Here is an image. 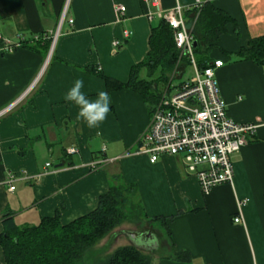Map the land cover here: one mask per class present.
Segmentation results:
<instances>
[{
	"label": "crops",
	"instance_id": "1",
	"mask_svg": "<svg viewBox=\"0 0 264 264\" xmlns=\"http://www.w3.org/2000/svg\"><path fill=\"white\" fill-rule=\"evenodd\" d=\"M198 1L195 11L211 2L236 22L237 29L227 25L209 58L223 61L214 79L227 115L255 127L231 158L232 185H218L207 195L177 157L163 155L152 164L138 153L150 118L142 96L129 89L108 91L86 71L91 67L128 81L149 51L150 6L141 0H68L66 21L51 46L66 0H0V110L30 88L0 118V234L6 214L18 226L37 225L56 213L60 223H69L93 211L119 176L135 186L151 226L147 231L158 238L157 249L144 252L151 264H264V64L234 56L250 39L264 38V0H160V6L191 7ZM118 5L125 7L121 17ZM187 27L192 31V23ZM35 36L42 38L32 41ZM145 75L141 70L140 77ZM76 80L90 101L99 91L109 94V112L95 127L65 99ZM70 148L77 152L68 154ZM8 173L25 177L13 183V191L5 183ZM236 201H246L240 223L233 222ZM153 218L164 219L168 236ZM121 235L115 231L100 241L107 240L106 253L120 247L115 245Z\"/></svg>",
	"mask_w": 264,
	"mask_h": 264
},
{
	"label": "trees",
	"instance_id": "2",
	"mask_svg": "<svg viewBox=\"0 0 264 264\" xmlns=\"http://www.w3.org/2000/svg\"><path fill=\"white\" fill-rule=\"evenodd\" d=\"M197 13V15H196ZM188 25L192 23V36L196 46L193 55L197 67L207 66L212 59L209 52L214 48L227 25L236 27V22L224 11L207 2L195 11L184 12ZM148 40L149 51L143 61L132 67L126 83L108 78L101 71L91 67L86 71L102 79L108 91L129 89L142 96L149 112L158 102L162 90L170 76L176 72L180 63L182 70L189 66L187 57L180 56L173 42L172 29L162 19H153ZM237 34V30H236ZM1 46V41H0ZM239 60H248L264 64V38L257 37L248 41L234 54ZM146 72L140 77V71ZM133 184L124 183L120 177H114L107 192L100 195L97 207L73 221L60 223L58 213L52 217H42L37 225L18 226L10 214L3 217V232L0 234V247L5 264H151V256L132 245L116 248L101 256L94 248L122 222L131 219L130 213L137 211L139 220L145 221L146 215L141 204L135 198ZM129 209V214L125 212ZM161 226L168 236V228L162 218ZM105 249V248H104ZM105 251V250H104Z\"/></svg>",
	"mask_w": 264,
	"mask_h": 264
},
{
	"label": "built area",
	"instance_id": "3",
	"mask_svg": "<svg viewBox=\"0 0 264 264\" xmlns=\"http://www.w3.org/2000/svg\"><path fill=\"white\" fill-rule=\"evenodd\" d=\"M150 6L146 17L162 19L173 32V42L180 56L187 57L192 75L184 76V70L174 72L169 78L168 91L162 94L152 108L149 123L143 132L138 153L148 157L150 163H155L163 155L177 157L188 174L193 175L202 194L207 195L221 184L232 185L233 164L232 156L248 143L247 137L254 133L255 127L236 123L226 113V109L216 88L214 73L223 65V61L214 60L207 66L199 68L196 65L191 30L188 29L184 12L198 9L200 2L194 6L183 7L176 4L172 8L163 9L160 0H141ZM67 2L57 21L56 29L51 35V46L59 35L64 21H66ZM116 12L121 17L125 7L118 5ZM71 24L72 20H68ZM124 37L129 32L124 31ZM35 36L32 41H39ZM120 45L118 40L112 42L114 50ZM12 46H6L10 51ZM175 79L177 83H172ZM30 88L8 107L0 110V118L12 110L21 99L28 94ZM77 150L70 148L68 154ZM49 167L47 163L45 165ZM25 177H16L8 173L5 183L9 191L14 190L13 183ZM246 201H236V216L234 223H240L241 209Z\"/></svg>",
	"mask_w": 264,
	"mask_h": 264
},
{
	"label": "clouds",
	"instance_id": "4",
	"mask_svg": "<svg viewBox=\"0 0 264 264\" xmlns=\"http://www.w3.org/2000/svg\"><path fill=\"white\" fill-rule=\"evenodd\" d=\"M82 84L81 80H76L68 90L65 99L79 106V117L89 128H92L102 122L108 114L110 97L106 91H99L96 99L90 101L80 91Z\"/></svg>",
	"mask_w": 264,
	"mask_h": 264
},
{
	"label": "rangeland",
	"instance_id": "5",
	"mask_svg": "<svg viewBox=\"0 0 264 264\" xmlns=\"http://www.w3.org/2000/svg\"><path fill=\"white\" fill-rule=\"evenodd\" d=\"M154 22H156V21L154 20L153 23ZM176 70H177L176 71L177 73L180 72V71H182V67H181V64L180 63L177 65V69ZM191 75H192L191 67L190 66H187L186 69H185V71H184V76L185 77H189ZM172 77H173V74H172ZM172 83H177V81L175 79H172ZM168 84H169V81L164 86L163 85H160L159 88L161 90H163V91L164 90L168 91V89H169L168 88ZM161 94H162V92H161ZM125 212L127 214H129V209L127 208L125 210ZM129 215H131V219L128 220V221L122 222L120 224V226H118L117 228H115L112 232L119 231V230H121L123 232L147 231L149 228H151L150 224H148L146 221H142V220L140 221L139 220L140 215L137 214V211L136 210H135V212L133 211V213H130ZM153 234H154V232H153ZM106 239H108V238L106 237ZM117 239H119V240H118V242L116 243L115 246L122 247L125 244L126 245L127 244H130L129 239L124 234H122L121 236H119V238H117ZM156 239L158 241V238L157 237H156ZM106 241L107 240H105V242L103 244H100V243H102V242H100L99 245L97 247L95 246V248H94L96 251H98V252L101 253V256H104L106 254V252H107V250L104 251V246H103V245H105ZM122 242L124 243V245H122Z\"/></svg>",
	"mask_w": 264,
	"mask_h": 264
},
{
	"label": "water",
	"instance_id": "6",
	"mask_svg": "<svg viewBox=\"0 0 264 264\" xmlns=\"http://www.w3.org/2000/svg\"><path fill=\"white\" fill-rule=\"evenodd\" d=\"M192 46H196V42L192 43ZM121 234L126 235L129 239L130 245L136 247L137 249L143 252H152L157 249L158 241L156 236L151 231H132V232H123Z\"/></svg>",
	"mask_w": 264,
	"mask_h": 264
}]
</instances>
